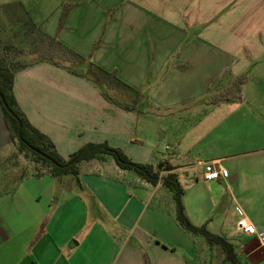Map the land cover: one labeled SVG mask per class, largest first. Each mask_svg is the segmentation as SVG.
Segmentation results:
<instances>
[{"label":"crops","instance_id":"crops-1","mask_svg":"<svg viewBox=\"0 0 264 264\" xmlns=\"http://www.w3.org/2000/svg\"><path fill=\"white\" fill-rule=\"evenodd\" d=\"M16 1L49 36L71 6L58 40L92 52L95 65L140 94L130 113L51 64L17 72L19 109L59 155L107 143L132 161L167 164L189 220L231 242L248 264H264V246L237 229L243 216L264 231V0H51L52 14L51 1ZM241 74L242 101L208 103ZM11 146L0 106V160ZM209 162L228 177L203 182ZM207 250L178 226L160 183L107 157L80 163L78 182L29 173L0 192V264H208Z\"/></svg>","mask_w":264,"mask_h":264},{"label":"trees","instance_id":"trees-1","mask_svg":"<svg viewBox=\"0 0 264 264\" xmlns=\"http://www.w3.org/2000/svg\"><path fill=\"white\" fill-rule=\"evenodd\" d=\"M70 8L69 5L63 7L56 33L49 36L31 20L19 1L11 0L0 5L9 23L18 25V29L12 32V37L21 34L28 39L30 45L29 50H25L15 46L12 37L0 39V106L10 135V143L16 147L18 154L29 155L32 163L46 167L47 174L59 181L69 176L78 182L80 163L107 157L112 159L120 170L131 172L152 186L160 183L172 195L175 221L183 231L193 238H201L209 251L219 250L224 264H248L231 242L208 231L205 224L196 226L189 220L183 205L184 189L178 176L167 164L154 167L150 163L132 161L122 149L111 147L107 143H87L72 153L68 159H64L56 151L51 140L35 129L19 109L13 94L14 75L31 66L48 63L76 77L87 78L99 88L104 100L118 109L138 113L140 94L137 90L122 82L115 72L106 71L95 65L92 62V52L87 56L79 55L58 40V34L63 28ZM247 81L248 77L245 74L235 77L230 86L216 93L208 103L215 105L221 102L242 101V91ZM101 85L104 90L101 89Z\"/></svg>","mask_w":264,"mask_h":264},{"label":"rangeland","instance_id":"rangeland-1","mask_svg":"<svg viewBox=\"0 0 264 264\" xmlns=\"http://www.w3.org/2000/svg\"><path fill=\"white\" fill-rule=\"evenodd\" d=\"M3 1L4 0H0V5L3 3ZM47 1H51V0H47ZM56 1L53 2L51 1L49 6H47L46 8L50 14L54 13L55 8L52 7L55 5ZM17 29H18V25L13 24L11 22L9 23V21L3 14L2 10L0 9V39L1 40L10 39L12 37V32L14 30L16 31ZM12 40L15 46L21 47L25 50H29L30 48L29 41L23 35L19 34L16 37H12ZM96 45L98 47V43ZM27 60L29 59L27 58ZM84 80H86V82L90 83L94 88L100 91L99 88L96 87L91 82H89L87 78ZM101 86H102L101 89L104 90L103 85ZM147 126L149 127V125ZM146 130L149 131V128H146ZM32 162L33 160L29 155L18 154L16 151V147L12 145L10 152L7 154V156L0 160V192L5 191L8 185L14 183L15 181H18L19 179L26 177L29 173H31L32 175H36L33 173L36 171V164ZM208 202L209 205L213 207L214 197L213 196H211V198L209 197ZM211 213L212 216L215 218V212L213 213V211L211 210ZM98 218L101 219L103 217H101L100 214V217ZM247 240H252V239H247ZM207 252L208 254H206V263L224 264L219 250L214 249L211 252L207 250Z\"/></svg>","mask_w":264,"mask_h":264},{"label":"built area","instance_id":"built-area-1","mask_svg":"<svg viewBox=\"0 0 264 264\" xmlns=\"http://www.w3.org/2000/svg\"><path fill=\"white\" fill-rule=\"evenodd\" d=\"M166 151H169V147H166ZM48 169L41 164H36L35 174H46ZM228 177V172L224 169L218 162H209L203 166L202 181H219L221 179H226ZM179 179V178H178ZM237 213L242 216V211L239 207H236ZM237 229L239 232L246 236H253L259 244V246H264V231H258L252 224L247 222V220L242 216L237 222Z\"/></svg>","mask_w":264,"mask_h":264},{"label":"water","instance_id":"water-1","mask_svg":"<svg viewBox=\"0 0 264 264\" xmlns=\"http://www.w3.org/2000/svg\"><path fill=\"white\" fill-rule=\"evenodd\" d=\"M161 168V167H160Z\"/></svg>","mask_w":264,"mask_h":264}]
</instances>
